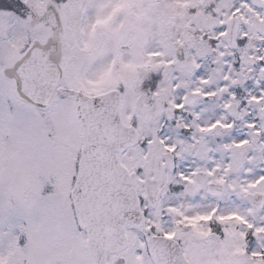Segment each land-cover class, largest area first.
Returning <instances> with one entry per match:
<instances>
[{
	"label": "snow or ice",
	"instance_id": "1",
	"mask_svg": "<svg viewBox=\"0 0 264 264\" xmlns=\"http://www.w3.org/2000/svg\"><path fill=\"white\" fill-rule=\"evenodd\" d=\"M0 264H264V0H0Z\"/></svg>",
	"mask_w": 264,
	"mask_h": 264
}]
</instances>
